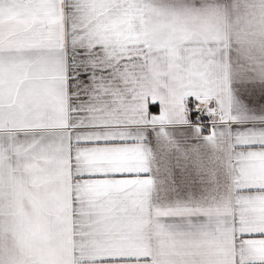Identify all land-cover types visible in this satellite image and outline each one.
Here are the masks:
<instances>
[{"label": "snow or ice", "instance_id": "1", "mask_svg": "<svg viewBox=\"0 0 264 264\" xmlns=\"http://www.w3.org/2000/svg\"><path fill=\"white\" fill-rule=\"evenodd\" d=\"M0 264H264V0H0Z\"/></svg>", "mask_w": 264, "mask_h": 264}, {"label": "crops", "instance_id": "2", "mask_svg": "<svg viewBox=\"0 0 264 264\" xmlns=\"http://www.w3.org/2000/svg\"><path fill=\"white\" fill-rule=\"evenodd\" d=\"M119 162H123V161L117 160V159L110 157V156H101L98 159V163L102 166L103 165H110L113 163H119Z\"/></svg>", "mask_w": 264, "mask_h": 264}]
</instances>
